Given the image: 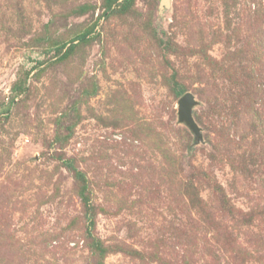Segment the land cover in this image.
<instances>
[{"label":"rangeland","instance_id":"rangeland-1","mask_svg":"<svg viewBox=\"0 0 264 264\" xmlns=\"http://www.w3.org/2000/svg\"><path fill=\"white\" fill-rule=\"evenodd\" d=\"M0 264H264V0H0Z\"/></svg>","mask_w":264,"mask_h":264},{"label":"water","instance_id":"water-1","mask_svg":"<svg viewBox=\"0 0 264 264\" xmlns=\"http://www.w3.org/2000/svg\"><path fill=\"white\" fill-rule=\"evenodd\" d=\"M179 118L181 121H185L192 130L201 137L200 128L195 122L192 116V107L195 104L194 96L191 92H186L180 99H179Z\"/></svg>","mask_w":264,"mask_h":264}]
</instances>
